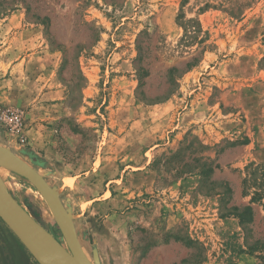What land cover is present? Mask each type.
<instances>
[{"label":"rangeland","instance_id":"374dc122","mask_svg":"<svg viewBox=\"0 0 264 264\" xmlns=\"http://www.w3.org/2000/svg\"><path fill=\"white\" fill-rule=\"evenodd\" d=\"M0 106L22 116L0 142L61 188L88 257L262 264L264 0H0ZM9 245L0 218V264Z\"/></svg>","mask_w":264,"mask_h":264},{"label":"water","instance_id":"95a60500","mask_svg":"<svg viewBox=\"0 0 264 264\" xmlns=\"http://www.w3.org/2000/svg\"><path fill=\"white\" fill-rule=\"evenodd\" d=\"M0 168L9 170L30 183L45 196L63 241L24 207L7 187L0 174V218L18 237L39 264H100L93 249L92 260L85 254L75 229L72 207L64 205L61 188L49 183L30 163L0 142Z\"/></svg>","mask_w":264,"mask_h":264},{"label":"flooded vegetation","instance_id":"af4514ba","mask_svg":"<svg viewBox=\"0 0 264 264\" xmlns=\"http://www.w3.org/2000/svg\"><path fill=\"white\" fill-rule=\"evenodd\" d=\"M6 249L3 254L7 264H33V261L28 257L29 251L24 246L15 245L10 248L9 245ZM89 257L92 258V253ZM37 264L39 263L37 262Z\"/></svg>","mask_w":264,"mask_h":264},{"label":"built area","instance_id":"2783aa9c","mask_svg":"<svg viewBox=\"0 0 264 264\" xmlns=\"http://www.w3.org/2000/svg\"><path fill=\"white\" fill-rule=\"evenodd\" d=\"M0 118L6 121L16 133L22 130V116L19 111L0 106Z\"/></svg>","mask_w":264,"mask_h":264},{"label":"trees","instance_id":"16d2710c","mask_svg":"<svg viewBox=\"0 0 264 264\" xmlns=\"http://www.w3.org/2000/svg\"><path fill=\"white\" fill-rule=\"evenodd\" d=\"M195 61V59H193V61L191 62V63H188V68L190 67V66H192V64H193V62ZM248 170H249V174L251 175V174H253L254 172H255V170H260L261 171V173H262V175L264 176V164H260V165H256V166H248ZM256 196H258V197H260V193L259 192H253V196H252V200L256 197ZM245 209H251L250 207H245ZM239 218H240V221L241 222H243L245 219L244 218H242V216L240 215L239 216ZM260 249H262V251L264 252V243H261V245H260V247H259ZM260 259H261V263L262 264H264V254L263 255H261L260 256Z\"/></svg>","mask_w":264,"mask_h":264},{"label":"bare ground","instance_id":"6f19581e","mask_svg":"<svg viewBox=\"0 0 264 264\" xmlns=\"http://www.w3.org/2000/svg\"><path fill=\"white\" fill-rule=\"evenodd\" d=\"M4 160H2V159H0V162H3ZM39 192V191H38ZM39 194H40V196L46 201V199H45V196L43 195V193L40 191L39 192Z\"/></svg>","mask_w":264,"mask_h":264},{"label":"crops","instance_id":"0c3cea01","mask_svg":"<svg viewBox=\"0 0 264 264\" xmlns=\"http://www.w3.org/2000/svg\"><path fill=\"white\" fill-rule=\"evenodd\" d=\"M61 201H62V200H61ZM63 204L65 205V203H63ZM99 263H101L100 260H99Z\"/></svg>","mask_w":264,"mask_h":264}]
</instances>
